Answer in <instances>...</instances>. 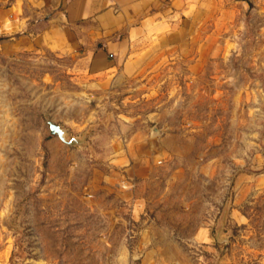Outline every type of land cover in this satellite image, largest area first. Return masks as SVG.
<instances>
[{"label":"rangeland","instance_id":"obj_1","mask_svg":"<svg viewBox=\"0 0 264 264\" xmlns=\"http://www.w3.org/2000/svg\"><path fill=\"white\" fill-rule=\"evenodd\" d=\"M192 3L110 83L0 37V264H264V0Z\"/></svg>","mask_w":264,"mask_h":264},{"label":"crops","instance_id":"obj_2","mask_svg":"<svg viewBox=\"0 0 264 264\" xmlns=\"http://www.w3.org/2000/svg\"><path fill=\"white\" fill-rule=\"evenodd\" d=\"M192 0H0V37L12 46L45 43L77 51L90 75L131 76L157 41L186 40ZM167 47V46H166Z\"/></svg>","mask_w":264,"mask_h":264},{"label":"water","instance_id":"obj_3","mask_svg":"<svg viewBox=\"0 0 264 264\" xmlns=\"http://www.w3.org/2000/svg\"><path fill=\"white\" fill-rule=\"evenodd\" d=\"M50 132L53 134H57L58 137L65 143L71 144L73 142L78 143L76 138L67 139L66 138V131L58 124H55L51 121H48Z\"/></svg>","mask_w":264,"mask_h":264}]
</instances>
